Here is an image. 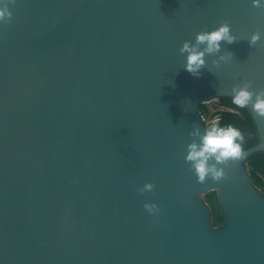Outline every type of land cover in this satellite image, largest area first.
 Returning <instances> with one entry per match:
<instances>
[{"label":"water","instance_id":"1","mask_svg":"<svg viewBox=\"0 0 264 264\" xmlns=\"http://www.w3.org/2000/svg\"><path fill=\"white\" fill-rule=\"evenodd\" d=\"M6 2L13 16L0 22V264H264V192L245 162L264 176V118L232 102L236 85L264 90V6L0 0V7ZM225 20L238 41L222 42L193 76L180 48ZM228 52L230 61L212 63ZM217 100L242 116L222 110L204 122L200 106ZM214 122L242 132L245 155L229 162L225 179L199 183L186 162L199 138L189 133ZM148 183L154 190L141 193ZM210 190L219 226L204 200Z\"/></svg>","mask_w":264,"mask_h":264},{"label":"clouds","instance_id":"2","mask_svg":"<svg viewBox=\"0 0 264 264\" xmlns=\"http://www.w3.org/2000/svg\"><path fill=\"white\" fill-rule=\"evenodd\" d=\"M15 3V0H8ZM254 7H262L261 0H253ZM13 13L8 8V3L0 7V22L10 23ZM261 39V33L255 32L249 41L250 47H253ZM237 37L232 34L230 23L225 20L220 26L212 31H201L196 34L195 43L186 41L180 48L181 54H187L185 69L193 76H200L201 69L206 66V56L217 55L221 53L222 42L227 44L236 43ZM203 46V47H202ZM233 58V53L228 52L219 55L218 60L212 63L219 67L220 62H228ZM232 102L238 108H247L251 106L252 110L261 118H264V90L256 92L253 90L252 82L248 81L232 88ZM219 117L217 118V121ZM190 136L199 138V142L193 140L188 145L186 162L190 163V170H193L199 183H205L207 179L221 181L227 177L225 167L230 161L242 158L245 153L242 149L244 135L235 127L229 126L222 128L218 122H214L210 127L204 129L201 133L199 126L189 133ZM239 141V142H238ZM152 183L145 184L139 191H153ZM145 209L149 213L158 214L160 209L156 204H145Z\"/></svg>","mask_w":264,"mask_h":264},{"label":"trees","instance_id":"3","mask_svg":"<svg viewBox=\"0 0 264 264\" xmlns=\"http://www.w3.org/2000/svg\"><path fill=\"white\" fill-rule=\"evenodd\" d=\"M216 104H217V106H219V108L215 111V113H213L214 115H216V118L220 117L222 110L234 112V113H237L238 115L242 116L236 109L222 105L219 103L218 100H217ZM200 112L202 113V115L204 117H206L209 114L208 108L206 107L205 104H202L200 106ZM245 162H246V165L248 167V172H249L250 178L252 179L253 183L260 190H262L264 192V176L261 175L260 173H258L254 168H252L249 165L250 160L248 158L246 159ZM204 200L206 201V203L210 207L213 225L214 226L221 225L223 223V216L221 213V207H220V203L218 201V197L216 195V192L214 190H210V191L206 192L204 195Z\"/></svg>","mask_w":264,"mask_h":264},{"label":"rangeland","instance_id":"4","mask_svg":"<svg viewBox=\"0 0 264 264\" xmlns=\"http://www.w3.org/2000/svg\"><path fill=\"white\" fill-rule=\"evenodd\" d=\"M216 103H217V101H211V102L205 103V105H206V107L208 108V111H209V114L205 117V120H206L205 122L211 123V122L217 120V119H215L216 115L213 114L219 108V106H217Z\"/></svg>","mask_w":264,"mask_h":264},{"label":"built area","instance_id":"5","mask_svg":"<svg viewBox=\"0 0 264 264\" xmlns=\"http://www.w3.org/2000/svg\"><path fill=\"white\" fill-rule=\"evenodd\" d=\"M202 117H203V120H204V122H205V121H206V120H205V117H204L203 115H202ZM215 119H217V118H215Z\"/></svg>","mask_w":264,"mask_h":264}]
</instances>
